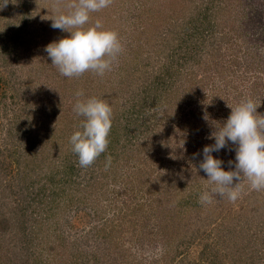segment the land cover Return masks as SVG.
I'll list each match as a JSON object with an SVG mask.
<instances>
[{
	"label": "trees",
	"instance_id": "1",
	"mask_svg": "<svg viewBox=\"0 0 264 264\" xmlns=\"http://www.w3.org/2000/svg\"><path fill=\"white\" fill-rule=\"evenodd\" d=\"M35 2L0 0V115L8 118L6 136L16 145L14 149H7L5 157L0 149V264H105L99 256H92L81 247L84 239L80 235L66 240H46V236L64 230L66 223L76 227V218L68 209L75 199L71 195L74 190L70 187L71 178H75L82 169H74L71 157L77 154L72 151L70 155L66 154L59 179L54 178L59 174L58 170L46 171L42 167L41 159L49 147L43 153L31 150L23 166L19 158L12 159L17 148H22V141L28 139L26 125L35 124L31 128L38 129L35 128L40 137L39 149H45L42 147L44 139L48 134H57L54 127L59 115L57 108L63 117H67V111L57 103V98L55 104H51V99L49 105L44 101L49 97L46 89L51 91V95L57 94L56 85L63 91H77L81 89L79 86L83 79L82 75L62 76L47 56L40 61L35 56L20 55L23 46L27 51H34L35 48H29L28 43L34 41L33 37L36 41L41 34L38 26L42 25V30L50 28L51 18L62 12L47 10L45 14L48 17L42 21L35 10ZM157 9L147 8L135 13L140 17L143 29L137 24L132 28V34L130 32L127 36L134 47H140L139 52H134L141 54L145 51L146 55L143 59L137 54V58L127 63H118L111 72L118 74L116 81L122 87V105L113 108L110 104L112 127L109 144L91 166L101 168L108 163V158L112 162L114 158L120 161L122 155L132 167L137 163L136 151L138 156L148 157L142 160L147 167H139L138 172L142 176H152L163 159L158 150L172 138L183 139L187 132L194 144L193 149L199 145V137L206 139L208 145L213 144L211 134L222 126L231 113V107L242 99L252 98L260 104L258 115H264V0H167ZM120 17L125 19L123 14ZM55 30L60 35L61 30ZM117 30L121 43L128 40L122 38L123 30ZM61 34V38L68 35L66 32ZM139 36L140 44L136 42ZM129 45H126L128 49ZM123 49L120 54L126 52ZM126 86H131V90H125ZM107 87L111 91L115 88L112 84H107ZM183 97L193 98L189 100L190 104L201 103V107L196 106L199 108L190 111L193 120L187 116L190 112L176 117L174 109L185 110ZM38 108L42 112L40 118L38 113H34ZM12 110L15 112L9 116ZM84 119L83 116H78L75 121L70 119V123L61 126V135L67 130L71 134L82 130ZM173 119L176 123L172 122ZM214 157L222 160L225 170H232L235 167V145L229 143L225 149L215 152ZM160 158L158 163L155 162ZM15 163L20 169L12 168ZM97 173L91 170L85 175L94 179L91 176L97 177ZM155 180L163 188L151 196L152 200L163 201L162 205L168 208L174 196L166 189L169 177L163 170L146 179L150 182ZM262 190L250 188L245 195L261 194ZM259 197L264 200L263 195ZM189 198L193 203L197 193ZM184 201L188 203L183 199L180 205ZM194 202L197 203L196 200ZM108 232L106 235L111 233ZM102 255L110 254L104 251ZM110 261L112 264H124L117 256Z\"/></svg>",
	"mask_w": 264,
	"mask_h": 264
},
{
	"label": "rangeland",
	"instance_id": "2",
	"mask_svg": "<svg viewBox=\"0 0 264 264\" xmlns=\"http://www.w3.org/2000/svg\"><path fill=\"white\" fill-rule=\"evenodd\" d=\"M35 1V10L41 15L42 21L48 17L45 14L47 10L50 12L53 10L54 13L57 10H62L67 13L71 10L70 5L78 3V0ZM164 1L167 3V0H111L107 8L90 13L86 27L99 20L104 27L123 30L122 38L128 39L122 42L123 50L126 52L117 57L111 71L106 72L103 77L92 71L82 74L83 79L79 86L81 89L77 91L72 92L68 89L63 91L56 85L54 88L57 94L51 95V91L46 89V94L49 97L44 101L48 104L51 99V104H55L57 98V103L67 111V117H63L57 108L59 115L54 121V127L56 133L60 135L48 134L44 139L45 145H42L45 149H39L38 129L31 128L35 124L26 125L28 139L25 142L22 141V148H17L13 160L19 158L22 161L21 166H23L24 159L31 150L33 152L41 150L43 153L49 147L41 159L42 167L44 166L46 171L58 170L59 174L54 178H60V170H62L60 168L66 162L65 156L66 154L70 155V151L73 152L70 144L72 134L67 130L65 134L61 135L63 133L61 126L70 123V119L77 120L78 115L73 111V108L78 99L97 97L112 104L113 108L122 105L120 100L123 97L120 92L122 87L117 85L119 82L116 81L118 74L111 72L118 67V63L124 61L127 63L130 59L137 58L138 53H135L134 50L139 52L140 47H134L133 43L131 44V39L127 36L132 28L134 29L138 25H140L138 28L143 29L140 17L135 14L137 10H146L147 8L159 10L160 8L157 9V7L163 6ZM143 2L146 4L144 5ZM236 8L238 9V7ZM122 14L125 19L120 17ZM137 19H140V22ZM38 28L41 34L36 37V41L33 37L34 41L28 43L29 48H35L34 51H27L23 46L20 55L26 57L28 54L30 58L35 56L42 61L45 56L48 57L44 50L45 46L52 41L59 40L63 34L61 31L58 35L57 30L52 29L51 26L46 30H42L44 28L42 25H39ZM140 39L141 36L136 38V42L139 44L141 43ZM128 43H130L129 49L126 46ZM145 55V51L138 54L143 59ZM135 77H133L134 80ZM151 77L153 76L151 75ZM107 84H112L115 88L111 91ZM125 90H131V86H126ZM78 91H82L83 96L77 97ZM60 96H62L61 100ZM183 98L186 104L185 110L183 111L179 107L174 109L176 117L181 113L201 107V103L198 102L188 103L193 98ZM113 100H115L114 103ZM14 112L15 110H12L9 116ZM29 113H33L31 109H29ZM34 113H38V118L42 114L40 108ZM187 116H190L192 120L194 118L192 112ZM7 119L5 115H0V149L3 150L4 157L7 149L16 147L6 136L9 126ZM172 122L176 123V120L173 119ZM199 138V145L193 149L194 144L189 140L186 132L183 139L172 138V141L158 150L163 154L164 160L162 159L161 165L156 167L152 176L163 170L167 173L169 180L166 189L174 193L168 208L162 205L163 201L152 200V197L163 188L161 184L159 182L156 184L157 180L146 181L152 176L146 174L142 176L138 172L139 167L144 169L147 167L142 160L148 159V157L138 156L134 151V154L137 155V163H134L132 167L121 155L120 161L114 158L113 162L111 161L110 164L107 163L101 168L98 165L82 168L79 165L78 156H72L74 169L82 168L70 181V187L75 190H72L71 195L75 199L68 212L76 218L74 221L76 227H71L69 223H66L67 226L64 230L55 231V233L46 236V240L49 242L62 238L66 240L75 237L76 234L80 235L84 239L81 242V247L90 252L92 256H99L105 264H112L110 260L116 256L124 264H264V200L263 197H259L264 196V189L262 190L263 194L247 197L246 191L251 187L247 188L250 185L245 178L241 181V196L235 202L229 201L226 197L214 196L211 203L202 204L200 195L204 191L210 190L213 185L209 183L207 175L199 168L203 160L201 149L204 144L208 145L205 142L206 139ZM184 141L186 143H183ZM59 151L65 152L60 153ZM140 153L144 154V152ZM197 153L199 154L196 155ZM214 154L215 152L213 156ZM37 156L39 155L37 154ZM160 160L161 158L155 162L158 163ZM14 165L12 168H18L16 163ZM91 170L98 172L97 177L91 176L94 179H88V176L85 175L91 173ZM195 193H197V198L192 199L193 203H191L189 196ZM183 199H187L188 203L184 201L180 205ZM108 231L111 233L107 236ZM104 251L109 252L110 255L103 256Z\"/></svg>",
	"mask_w": 264,
	"mask_h": 264
},
{
	"label": "clouds",
	"instance_id": "3",
	"mask_svg": "<svg viewBox=\"0 0 264 264\" xmlns=\"http://www.w3.org/2000/svg\"><path fill=\"white\" fill-rule=\"evenodd\" d=\"M110 3L111 0H78L70 5L69 12H60L52 19L53 29L68 33L44 49L62 76L79 77L92 71L103 77L111 71L123 49L118 33L105 28L99 20L86 27L90 13L105 9ZM76 96H83V92L78 91ZM259 105L249 97L231 107L228 118L211 134L214 143L203 147L199 168L213 187L200 195L202 204L211 203L214 196L235 202L241 196V181L245 178L252 189H264V115H258ZM73 111L85 119L82 130L71 135L70 144L78 156L79 165L87 168L108 147L112 108L105 100L90 97L78 99ZM229 143L235 145V167L225 170L222 160L213 153L225 149ZM108 163H111L110 158Z\"/></svg>",
	"mask_w": 264,
	"mask_h": 264
}]
</instances>
